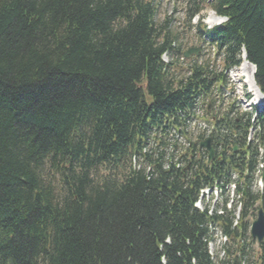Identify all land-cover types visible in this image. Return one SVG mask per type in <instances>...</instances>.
I'll return each instance as SVG.
<instances>
[{"label":"trees","instance_id":"1","mask_svg":"<svg viewBox=\"0 0 264 264\" xmlns=\"http://www.w3.org/2000/svg\"><path fill=\"white\" fill-rule=\"evenodd\" d=\"M183 1L187 20L205 6L226 18L197 35L224 71L244 51L264 95V0ZM156 10L154 0H0V264H264V239L255 257L249 249L264 186L251 190L257 151L245 143L254 126L264 146V112L215 119L212 163L193 143L176 168L157 135L225 79L208 63L184 75L162 61L182 53ZM150 135L158 147L143 153ZM222 172L245 187L236 227L231 213L193 207ZM213 227L228 238L215 259Z\"/></svg>","mask_w":264,"mask_h":264},{"label":"rangeland","instance_id":"2","mask_svg":"<svg viewBox=\"0 0 264 264\" xmlns=\"http://www.w3.org/2000/svg\"><path fill=\"white\" fill-rule=\"evenodd\" d=\"M156 4L157 10L155 15L156 24H161L164 22L165 18L169 19L168 31L174 37H176V41L174 43L177 52L185 53L189 49H196L198 51L197 56L193 55L188 59H183L182 55H178L173 52L168 55H164L162 60L164 63H168L170 61L175 62L178 61V64L181 67L182 74H186V68L190 67V64L194 63L193 60H196L197 65H205L209 64L208 69L213 70L215 73H221L225 77V95L228 96L229 100L237 102L239 107L244 111V109L250 112H254V109H258L259 105L254 104V96L251 92L248 91L247 86L243 83L244 78H242L239 74L238 69L234 68L230 71H222V66L220 64V59L213 56L212 49L207 42H202L197 35L198 29H205L210 27L211 24L207 23V19L212 20L211 11L209 8H203V11L200 15L192 18L191 20H187L185 15V1L183 0H154ZM242 68V64H241ZM244 77V76H243ZM245 95H249L250 97L245 102ZM252 107L253 109H250ZM256 190V189H255ZM253 218L250 221L254 220ZM251 241V240H250ZM250 244V242H248ZM249 249L251 250L252 255L255 257L257 253V244L255 241L249 245ZM209 253L214 258L216 255L218 257L221 256V252L219 253V246L215 242L214 244H210L208 246Z\"/></svg>","mask_w":264,"mask_h":264},{"label":"bare ground","instance_id":"3","mask_svg":"<svg viewBox=\"0 0 264 264\" xmlns=\"http://www.w3.org/2000/svg\"><path fill=\"white\" fill-rule=\"evenodd\" d=\"M213 16V15H212ZM223 20L221 18L213 17L214 23H221ZM242 68L240 65L239 75L244 78L243 83L247 86L248 91L251 92L254 96V102L255 105L258 104L260 106L264 105V97L260 96V94L257 91V88L255 86L254 80H253V67L247 64L244 61V58L242 57ZM244 76V77H243ZM200 127H205L204 124L200 123ZM226 191L228 192V187H226ZM211 196H218V189H214L212 192H210L208 189L202 190L199 196L198 201L196 202V206L199 209H203L204 206H210V208H213L214 205H216L218 202H211ZM209 202H211L209 204Z\"/></svg>","mask_w":264,"mask_h":264},{"label":"water","instance_id":"4","mask_svg":"<svg viewBox=\"0 0 264 264\" xmlns=\"http://www.w3.org/2000/svg\"><path fill=\"white\" fill-rule=\"evenodd\" d=\"M198 51L196 49H189L183 53V57L188 59L190 56H196ZM245 58V54L243 55ZM199 147L207 152V163L210 164L215 157V151L211 143V139L207 138L199 142ZM249 237L260 244L264 239V212L262 209L257 210L256 218L251 223L249 229Z\"/></svg>","mask_w":264,"mask_h":264},{"label":"built area","instance_id":"5","mask_svg":"<svg viewBox=\"0 0 264 264\" xmlns=\"http://www.w3.org/2000/svg\"><path fill=\"white\" fill-rule=\"evenodd\" d=\"M205 129V127H200V123L197 124V130L203 131ZM210 131H207L206 133H209ZM191 133L196 134L194 128L193 130H191ZM227 194L226 191V186H224V188H218V196H213L211 202H218L221 203L223 197H225ZM209 202V204L211 203Z\"/></svg>","mask_w":264,"mask_h":264},{"label":"clouds","instance_id":"6","mask_svg":"<svg viewBox=\"0 0 264 264\" xmlns=\"http://www.w3.org/2000/svg\"><path fill=\"white\" fill-rule=\"evenodd\" d=\"M223 19H226V18H223Z\"/></svg>","mask_w":264,"mask_h":264}]
</instances>
